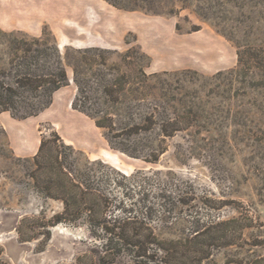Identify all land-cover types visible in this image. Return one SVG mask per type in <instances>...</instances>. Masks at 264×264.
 <instances>
[{"label": "rangeland", "instance_id": "rangeland-1", "mask_svg": "<svg viewBox=\"0 0 264 264\" xmlns=\"http://www.w3.org/2000/svg\"><path fill=\"white\" fill-rule=\"evenodd\" d=\"M0 264H264V0H0Z\"/></svg>", "mask_w": 264, "mask_h": 264}, {"label": "trees", "instance_id": "trees-1", "mask_svg": "<svg viewBox=\"0 0 264 264\" xmlns=\"http://www.w3.org/2000/svg\"><path fill=\"white\" fill-rule=\"evenodd\" d=\"M57 82L59 83V80ZM55 88H57V87H55ZM109 230H111V232H114L117 235V238L120 242L126 244L125 247H127V246H132V247L138 246V244H139L140 246L137 247L139 249V250L137 249L138 250L137 253H139V255H141V256L146 253V250L148 248L145 246V244H152L151 241H143L140 239L130 241L131 239L127 237L126 229L124 227L120 228L119 231H117V232H115L114 231L115 229H113V228H111Z\"/></svg>", "mask_w": 264, "mask_h": 264}, {"label": "crops", "instance_id": "crops-1", "mask_svg": "<svg viewBox=\"0 0 264 264\" xmlns=\"http://www.w3.org/2000/svg\"><path fill=\"white\" fill-rule=\"evenodd\" d=\"M27 147V146H26ZM27 148H29V147H27Z\"/></svg>", "mask_w": 264, "mask_h": 264}]
</instances>
